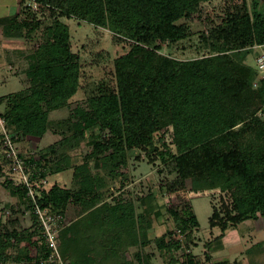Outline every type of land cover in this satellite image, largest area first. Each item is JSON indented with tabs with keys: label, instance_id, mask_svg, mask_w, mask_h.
<instances>
[{
	"label": "trees",
	"instance_id": "obj_1",
	"mask_svg": "<svg viewBox=\"0 0 264 264\" xmlns=\"http://www.w3.org/2000/svg\"><path fill=\"white\" fill-rule=\"evenodd\" d=\"M27 1L39 8L31 10ZM213 1L231 2L219 26L211 31L220 39L214 50L221 54L194 61L156 55L161 44L173 46L188 37V26L178 22L191 21L202 3ZM19 3L14 16L0 21L2 35L15 40L43 35L45 40L26 57L25 89L0 98L3 105L0 117L7 133L16 145L27 137L42 140L47 132L63 139L71 134L79 145L87 134L94 153L93 160L85 159L73 166L65 153L55 155L61 142L47 146L45 152L36 147L26 155L16 147L18 157L33 176L46 178L52 166L56 173L73 168L71 187L54 184L48 191L43 190L37 200L41 209L63 217L69 206L77 208L76 220L69 226L66 223L56 238L57 249L67 253L71 264H150L143 237L151 227L152 217L173 226L172 231L156 238L161 253L173 254L174 250L188 249L194 242L198 224L191 200L161 209L151 207L158 196L154 190L140 196L128 188L121 195L105 199V178L114 181L120 174V186L125 188L123 180L131 175L125 157L135 149L145 151L152 164L171 161L175 178L164 185L167 193L218 192L217 203L211 202L208 222L210 229L220 232L215 240L245 221L264 217V110L261 116H256L264 105V79L253 89L251 83L257 71L243 64L253 46H264V2L21 0ZM62 18L106 29L115 44L129 46L114 61L110 83L103 80L91 86L84 77L78 55L70 51L68 26ZM81 92L84 98H78ZM54 111H62V115L52 119L48 115ZM169 128L174 150L165 145L159 150L154 136L160 133L157 140L164 141ZM1 155L0 178L5 167L13 166L3 151ZM100 168L106 169L103 177L95 173ZM15 180L19 179L13 176L0 185L9 189L11 195L22 198L26 191L14 186ZM26 203L22 214L28 213L32 221L28 230L19 232L15 221L9 224L10 229L0 227V263H6L8 250L13 248L17 251L14 261L36 260L37 257L30 256L31 249L38 255L48 252L37 217L30 203ZM175 234L181 238L175 240L171 236ZM204 257L203 262L195 260L189 251L183 263L208 264L209 254Z\"/></svg>",
	"mask_w": 264,
	"mask_h": 264
},
{
	"label": "rangeland",
	"instance_id": "obj_2",
	"mask_svg": "<svg viewBox=\"0 0 264 264\" xmlns=\"http://www.w3.org/2000/svg\"><path fill=\"white\" fill-rule=\"evenodd\" d=\"M20 1L0 0V21L14 16L18 12ZM227 5H231V2L213 1L202 3L199 7V12L191 21L182 20L178 22L188 26L186 33H189V36L176 42L173 46H168L167 43L161 44V50L156 55L168 56L179 61H194L212 58L216 54H221L216 53L214 50V47L218 46L220 39H217V34L215 33L214 35L211 31L212 29L214 30L215 26H219L220 21L224 17V11L228 7ZM36 8L38 9L39 6L36 5ZM262 13H264V10H262ZM61 21H64L68 26L70 51L78 55L81 72H83L84 77L87 78L91 86H96L98 82L103 80L110 83L114 71V61L123 56L129 50V46L126 43L115 44L106 29L95 27L85 22L80 23L76 19L67 20L66 18H62ZM1 30L0 27V98L25 89L27 82L23 70L27 62L26 57L33 49H38L39 44L45 40V36L43 35H37V37H33L30 40L8 39L2 35ZM156 44L160 43L157 42ZM255 47L251 48V53L243 61L244 65L253 69H255V60L259 52ZM260 79L263 80L264 77H261L257 73L256 78L251 83L253 89L259 87ZM82 97L84 98L83 92L80 93L78 98ZM2 110L3 105H0V116ZM262 110H264V105L257 110V117L263 114ZM61 112L54 111L48 116L54 119L58 115H62ZM3 125L7 133L8 130L5 123ZM2 132L0 129V134ZM158 134L161 135L160 133ZM158 134H155L153 142L159 147V150L164 149V145L173 149L171 128L165 133L164 141L158 142ZM43 137L42 140L37 141L31 137H27L16 146L26 155L29 151L36 149V147L43 149L45 152L47 146L61 142L62 144L56 147L55 155L65 153L70 165H78L85 159H94L92 147L87 142L89 141L87 134L85 139L79 141V145L75 142L77 139L73 140L71 134L63 139L58 134L47 132ZM125 160L127 162L126 168H129L131 173L130 178L128 177L127 180H123L122 185L125 188L123 189V186H120L122 181L120 174L118 175L119 178L117 177L118 179L116 178L114 181H109V178H105L106 186L103 187L105 199H111L112 195H121L123 190L127 188L134 190V193L137 192L140 196L142 194L145 195L149 190H154L158 196L155 198L156 202L151 204V207L156 205L161 209L171 208L177 204L179 205L182 202L186 203L187 200H191L197 219L198 229H195L193 233L196 247L194 246V242H191L192 244L188 245V249L174 250L173 254H168L167 252L161 253L159 251L156 247V238L161 236L165 231H172L173 226L170 223L162 222L160 218H150L151 227L146 230L143 237L144 243H147L145 244L144 252L149 255L150 264H182L186 260V254L189 251L193 253L195 260L201 262L205 259L204 255L208 253L210 256L209 261H207L208 264L219 262L224 264H264V217L245 221L237 228L226 231L219 240H215L216 237L220 236V232L216 228L210 229L208 222L211 215V202L217 203L219 199L218 192H206L203 194L167 193L164 185L175 178L171 161H168L166 164L156 161V163L152 164L148 162L146 152L140 149L128 152ZM0 163L2 164L1 150ZM54 168V166L49 168L50 171L46 175V178H41L38 175L32 176L30 188L36 194V200L39 199L40 193L43 190L48 191L54 184L60 187H71L74 181L73 168L71 167L58 173L55 172ZM121 171L123 172V170ZM95 173L103 177L106 175V169H97ZM97 175L94 174L93 176ZM13 176L18 179L12 168L5 167L0 182L6 179L9 180ZM12 184L26 191L25 186L21 185L19 180L13 181ZM160 186H162V190ZM18 197L11 195L9 189L0 185V227L10 229L9 224L15 221L17 230L24 233L31 227L32 221L28 217V213L22 214L25 205H27L26 196L22 198ZM153 209L155 210V208ZM78 214L77 208L69 206L64 214L66 226H69V224L76 220ZM171 236L175 240L181 238L179 234ZM32 251L33 249H31ZM16 252L14 248L8 250V256L4 264L14 260V257L17 255ZM60 252L65 259V264L68 262L71 264L67 253L63 250H60ZM131 255L132 253L128 251L127 256L131 258Z\"/></svg>",
	"mask_w": 264,
	"mask_h": 264
},
{
	"label": "built area",
	"instance_id": "obj_3",
	"mask_svg": "<svg viewBox=\"0 0 264 264\" xmlns=\"http://www.w3.org/2000/svg\"><path fill=\"white\" fill-rule=\"evenodd\" d=\"M27 6L30 7L31 10H37L35 3L28 2ZM255 69L261 77H264V51L260 52L256 57ZM3 123L4 122L0 117V129L3 131L2 134H0V150L5 153L7 159L12 161L13 171L18 177L21 185L23 184L26 188L25 198L30 203L33 214L37 217V223L41 226L42 241L48 250V252L43 253L44 255H38L37 251L33 249V253H31L30 256L33 258L37 257L36 260H12L7 264H65V259L57 249L58 247L56 244L57 235L66 224L65 217L59 214L48 213L46 210L40 208L36 200L37 196L33 189L30 188V181L33 176L32 171L25 168L22 159L18 157L16 143L13 142L12 136L4 130Z\"/></svg>",
	"mask_w": 264,
	"mask_h": 264
},
{
	"label": "crops",
	"instance_id": "obj_4",
	"mask_svg": "<svg viewBox=\"0 0 264 264\" xmlns=\"http://www.w3.org/2000/svg\"><path fill=\"white\" fill-rule=\"evenodd\" d=\"M257 50H259V52H258V54L260 53V52H262V51H264V46L262 47H255ZM258 54H257V56H258Z\"/></svg>",
	"mask_w": 264,
	"mask_h": 264
},
{
	"label": "water",
	"instance_id": "obj_5",
	"mask_svg": "<svg viewBox=\"0 0 264 264\" xmlns=\"http://www.w3.org/2000/svg\"><path fill=\"white\" fill-rule=\"evenodd\" d=\"M260 1L264 2V0H260Z\"/></svg>",
	"mask_w": 264,
	"mask_h": 264
}]
</instances>
